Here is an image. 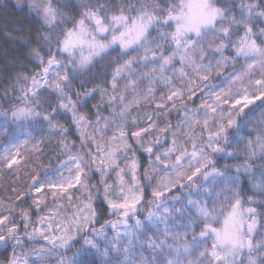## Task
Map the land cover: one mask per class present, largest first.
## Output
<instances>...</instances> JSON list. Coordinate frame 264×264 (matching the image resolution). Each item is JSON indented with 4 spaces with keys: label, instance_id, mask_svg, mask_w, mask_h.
Masks as SVG:
<instances>
[{
    "label": "snow or ice",
    "instance_id": "snow-or-ice-1",
    "mask_svg": "<svg viewBox=\"0 0 264 264\" xmlns=\"http://www.w3.org/2000/svg\"><path fill=\"white\" fill-rule=\"evenodd\" d=\"M0 264H264V0L0 2Z\"/></svg>",
    "mask_w": 264,
    "mask_h": 264
},
{
    "label": "trees",
    "instance_id": "trees-1",
    "mask_svg": "<svg viewBox=\"0 0 264 264\" xmlns=\"http://www.w3.org/2000/svg\"><path fill=\"white\" fill-rule=\"evenodd\" d=\"M0 2H3V0H0Z\"/></svg>",
    "mask_w": 264,
    "mask_h": 264
}]
</instances>
